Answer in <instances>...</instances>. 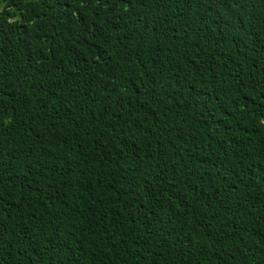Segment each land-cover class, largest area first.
Here are the masks:
<instances>
[{
    "label": "trees",
    "instance_id": "16d2710c",
    "mask_svg": "<svg viewBox=\"0 0 264 264\" xmlns=\"http://www.w3.org/2000/svg\"><path fill=\"white\" fill-rule=\"evenodd\" d=\"M0 264H264V0H0Z\"/></svg>",
    "mask_w": 264,
    "mask_h": 264
}]
</instances>
